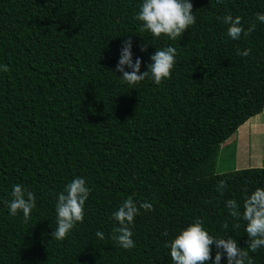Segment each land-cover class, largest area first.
I'll list each match as a JSON object with an SVG mask.
<instances>
[{"label":"trees","instance_id":"1","mask_svg":"<svg viewBox=\"0 0 264 264\" xmlns=\"http://www.w3.org/2000/svg\"><path fill=\"white\" fill-rule=\"evenodd\" d=\"M142 2L0 0V65L10 68L0 71V264H173L166 244L197 218L247 247V222L234 229L226 202L242 213L264 187V166L218 172L216 162L221 144L264 111V0H190L196 23L176 40L141 30ZM226 14L254 30L232 39L218 19ZM129 37L141 72L157 49L175 47L171 79L122 81L113 69ZM75 177L91 189L84 221L57 240V194ZM16 184L36 196L27 221L6 204ZM128 199L154 205L130 225L132 249L111 239L113 212ZM249 255L264 264V247Z\"/></svg>","mask_w":264,"mask_h":264},{"label":"clouds","instance_id":"2","mask_svg":"<svg viewBox=\"0 0 264 264\" xmlns=\"http://www.w3.org/2000/svg\"><path fill=\"white\" fill-rule=\"evenodd\" d=\"M135 18L142 22V31H149L157 38L165 35L172 40L182 37L183 33L196 23L193 4L190 0H143ZM218 19H222V22L228 25L227 35L234 40H238L241 35H250L255 28L253 24L246 29L240 16L233 17L231 14H226ZM256 19L264 23V13L258 12ZM146 49L147 45L141 46V51H146ZM250 53V48L237 52L242 57L249 56ZM176 55L177 50L172 46L157 49L150 56L153 63L147 65L148 71L141 72L142 60L137 57L133 62L132 40L129 37L122 42L120 59L113 70L123 73L120 78L129 85L139 84L150 74L151 79L160 85L162 81L171 79ZM126 66L131 70H125ZM0 71L8 72L10 68L8 65H0ZM225 188L226 182L220 180L216 187L217 192L223 195ZM90 192L91 189L82 177H75L64 185V190L57 194L55 206L57 227L52 237L62 241L78 223H83L85 203ZM11 197L10 201H6L10 214L16 216L18 212H22L27 221L36 207L35 193L22 184H16L13 186ZM226 207L230 217L237 221L232 225L234 229L240 227V219L247 222L245 227V232L249 237L247 247L238 246L237 240L231 236L215 237L209 234L203 226V220L197 218L166 244L170 247L173 264H209V261L211 264H221L225 256L227 264H252L249 252L254 253L264 247V187H257L245 197L242 213L235 199L227 200ZM141 209L153 211L154 205L147 201L134 203L133 200L128 199L119 206L117 211L113 212V218L118 221L119 226L113 228L111 239L124 249L135 247L130 225ZM223 227L227 229L228 224L225 223ZM96 236L104 239V233L101 231H97ZM213 244L216 248L214 259L211 255Z\"/></svg>","mask_w":264,"mask_h":264},{"label":"crops","instance_id":"3","mask_svg":"<svg viewBox=\"0 0 264 264\" xmlns=\"http://www.w3.org/2000/svg\"><path fill=\"white\" fill-rule=\"evenodd\" d=\"M234 149L230 150L231 154L228 157L231 161L225 169H222L218 172H228L234 169L247 168V167H261L264 166L262 160L264 158V141L262 145L258 146V142L261 139L264 140V111L251 116L244 123H242L234 134ZM227 138L225 141L231 138ZM225 141L221 144L219 152L224 151L226 145H231L225 143ZM221 161V156L217 155L218 164Z\"/></svg>","mask_w":264,"mask_h":264},{"label":"rangeland","instance_id":"4","mask_svg":"<svg viewBox=\"0 0 264 264\" xmlns=\"http://www.w3.org/2000/svg\"><path fill=\"white\" fill-rule=\"evenodd\" d=\"M234 136L235 135L231 136V138L229 140L225 141V143H227V144H229L230 142H233V143H231V145H226L223 152H222V149H221V152H219V151L217 152V155L221 156V161L218 164H216V170H218V171H220L222 169H225V167L228 166L229 161H231L228 157H230V155H231L229 153V151L234 149V144H235L234 141H233L234 140ZM263 141L264 140L261 139V141L257 143L258 146L260 144L262 145ZM224 154H226L228 157H226ZM262 162L264 164V158H263Z\"/></svg>","mask_w":264,"mask_h":264}]
</instances>
